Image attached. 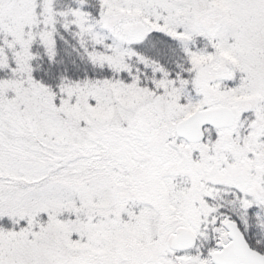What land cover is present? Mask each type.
Returning <instances> with one entry per match:
<instances>
[{
  "label": "snow or ice",
  "instance_id": "obj_1",
  "mask_svg": "<svg viewBox=\"0 0 264 264\" xmlns=\"http://www.w3.org/2000/svg\"><path fill=\"white\" fill-rule=\"evenodd\" d=\"M0 264H264V0H0Z\"/></svg>",
  "mask_w": 264,
  "mask_h": 264
}]
</instances>
